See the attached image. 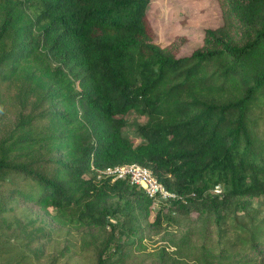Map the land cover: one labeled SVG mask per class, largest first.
Segmentation results:
<instances>
[{
  "label": "trees",
  "instance_id": "trees-1",
  "mask_svg": "<svg viewBox=\"0 0 264 264\" xmlns=\"http://www.w3.org/2000/svg\"><path fill=\"white\" fill-rule=\"evenodd\" d=\"M149 2L0 0L5 199L50 209L61 225L107 232L103 241L91 236L102 242L95 264L142 263L133 261L142 237L120 253L114 245L111 217L121 212L108 201L123 200L158 229L163 216L193 210L220 223L234 202L264 194V0H224L223 24L183 56L155 42ZM131 110L146 117L137 144L122 133ZM126 163L194 195L155 208L126 180L90 175L91 166ZM216 184L221 194L211 192ZM180 249L166 248L163 262L190 264L175 257ZM201 255L193 264H212Z\"/></svg>",
  "mask_w": 264,
  "mask_h": 264
},
{
  "label": "rangeland",
  "instance_id": "rangeland-1",
  "mask_svg": "<svg viewBox=\"0 0 264 264\" xmlns=\"http://www.w3.org/2000/svg\"><path fill=\"white\" fill-rule=\"evenodd\" d=\"M223 1L150 0L147 16L155 42L177 55L190 54L203 45L206 29L223 24ZM123 118V135L137 144L136 128L146 117L131 110ZM9 192L0 182V264L21 258L31 264H95V252L102 242L94 244L91 236L103 241L107 232L61 225L51 217L54 212L50 209L47 213L15 197L7 202ZM106 207L121 212L111 217L119 253L142 237L133 259L142 260L141 264H165L160 254L166 248L170 252V247H180L181 257H175L190 264L195 257L202 258L201 254L209 256L212 264H264V194L252 198L249 205L234 202L222 211L220 223L208 212L193 210L163 216L158 229L137 218L134 210L128 211L131 208H126L123 200L108 201ZM84 239L92 243L82 248Z\"/></svg>",
  "mask_w": 264,
  "mask_h": 264
},
{
  "label": "built area",
  "instance_id": "built-area-1",
  "mask_svg": "<svg viewBox=\"0 0 264 264\" xmlns=\"http://www.w3.org/2000/svg\"><path fill=\"white\" fill-rule=\"evenodd\" d=\"M90 175L95 176L96 179L126 180L130 185L140 188L152 200L155 208L174 200L187 203L188 198L194 195V193L183 194L167 189L149 168L138 163L119 164L105 168L91 166ZM211 192L221 194L222 186L216 184Z\"/></svg>",
  "mask_w": 264,
  "mask_h": 264
}]
</instances>
